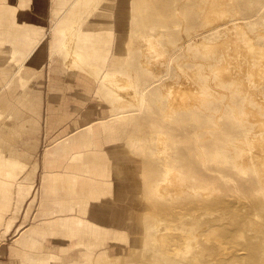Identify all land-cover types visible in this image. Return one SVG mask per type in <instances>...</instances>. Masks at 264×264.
I'll use <instances>...</instances> for the list:
<instances>
[{"label": "bare ground", "instance_id": "bare-ground-1", "mask_svg": "<svg viewBox=\"0 0 264 264\" xmlns=\"http://www.w3.org/2000/svg\"><path fill=\"white\" fill-rule=\"evenodd\" d=\"M45 1L0 0V208L9 203L18 166L38 143L34 136L37 112L28 111L23 115L27 103L19 96L24 91V97H28L27 91L36 92L40 85L46 57L47 32H43L42 19ZM130 1L131 8L138 7L141 15L129 20L125 44L128 49L119 58L122 63L113 67L108 58L114 30L98 29L101 27L100 11L111 9L108 0H53L51 30L54 37L50 48L54 54L61 52L58 66L63 73L69 74L70 89H75L77 95L82 94L84 86L89 92L95 89V100L103 94L109 95L117 114L126 106L140 110L141 93L150 92L160 82V61L174 66L173 75L162 80L165 126L176 123L180 112H188L191 108L201 110V102L207 94L230 103L239 131L219 142L196 143L199 152L212 147L213 166L193 164L190 159L195 154L192 152L180 150L179 155L172 157L164 130L157 131L152 138L155 158L162 160V179L153 177L150 186L162 200V215L170 217L163 208L177 210L176 207L192 203H201L204 211L186 218L182 213L177 219L166 222L162 219V227L159 220L150 221L151 225L148 223L141 228L146 236L143 240L134 236V221L141 217L138 213L130 212L123 219L121 210L104 202L94 205L97 213L92 215L91 209H87L91 200L102 201L98 196L103 197L100 193L104 189L122 188V178L126 177L113 181L115 173L107 171V161L103 160L105 165L92 162L94 159L89 161L99 154L91 151L92 141L82 133L78 146L69 142L63 144L62 158L54 165L63 171L50 173L42 179L36 217L43 224L31 227L15 239V249L11 251L14 260L17 264H119L120 261L136 264L144 262V254H147L150 263L161 259L160 264H264V44L255 42L264 38V24H260L264 20L258 22L261 16L251 12L254 7L250 6V0L243 3L248 10V24L240 17L231 16V0H193L186 4H174L176 0ZM179 9L184 12L197 10L203 24L201 29L206 34L198 38L174 35L171 30L178 26L174 19L182 17ZM197 52L203 57L194 56ZM132 59L137 60L141 70L153 76L152 81L138 86L137 71L129 65ZM167 66H162L164 73L168 71ZM215 72L217 77L213 79ZM128 73L134 76L128 77ZM202 73L206 80L199 79ZM98 80L101 89L97 91ZM228 82L239 86V94L243 95L240 106L249 115L241 116L239 106L230 102V93L225 89ZM102 88L107 89L106 93ZM253 100L255 106L250 105ZM93 108L92 103L88 109L92 111ZM70 112L73 111L64 110L63 120ZM115 119L110 115L109 125H115L111 124ZM131 147L136 150L135 144L129 145L132 151ZM80 150L86 151L77 152ZM226 152L232 154L228 156ZM46 157L47 154L44 165L49 168L54 161ZM230 158H235L234 165H227ZM118 166L120 169L116 173L122 164ZM232 189L245 196V203L233 197L235 203L229 201L231 198L227 196ZM35 198L36 195L31 202ZM238 205L242 213H236ZM150 210H144L149 220L152 218ZM95 218L98 222L115 223L120 243L125 239L124 231H130L133 236L126 238L125 246L142 247L143 259L124 253V256L117 253L113 257L110 248L114 245L104 247L109 232L91 222ZM124 225L128 229H121ZM161 231L184 239L182 247L154 250L151 241ZM211 233L223 240L219 246L210 241ZM81 237L83 244L77 241ZM98 238L100 241L96 242ZM92 243L100 250L94 263H91L93 253L88 251L83 253L84 261L70 260V253L77 254L81 250L79 247L86 249Z\"/></svg>", "mask_w": 264, "mask_h": 264}, {"label": "rangeland", "instance_id": "rangeland-1", "mask_svg": "<svg viewBox=\"0 0 264 264\" xmlns=\"http://www.w3.org/2000/svg\"><path fill=\"white\" fill-rule=\"evenodd\" d=\"M108 1L111 2V9L100 11L99 18L101 27L98 29L104 28L103 30H105L106 27L114 30V49L111 52V58H113L112 66L114 67L119 63H122L119 58L120 56L125 55L128 49L125 44L127 42V33L130 28L129 20H131L132 16L140 17L141 12L138 7L131 8L132 5H130V0H124L122 3L121 0ZM191 1L193 2V0H176L174 4H186ZM250 2V6L254 7L251 12H253L254 15L261 16L258 22L264 20V0H250ZM243 3L244 0H231L229 11L232 17H240L246 24H248V10H246ZM54 9L55 7L53 0H46L44 14L42 17L44 20L43 32H47L45 35L46 57L42 65L41 75L39 77L40 85L38 90H36V92L35 90L27 91L28 97L26 98L24 97V94H26L24 91L19 96V99H23L24 102L27 103L26 109H24L25 114L21 112L23 115H26L28 111L32 113L37 112L38 125L34 133L36 139L39 136L38 130L41 121L42 130L39 137L40 145L36 144V148L25 156L23 161L18 166L17 175L13 177L15 185L9 198V203L0 208V264H17L15 261L16 259L11 254L12 249H15V239L18 238L19 235L27 233L31 227L43 224V221H40L39 218L36 217L40 204L38 192L42 179L46 176L44 175L45 171L53 170L47 167L43 169V161L41 158L42 149L45 148L44 145L46 143L44 127V120L46 118L43 111L45 110L44 105L47 99V94H49V83L53 90V101L56 107L58 108L59 104H61L63 105L64 110L73 111L70 112V115L66 120H63L62 118L61 122L69 124L74 121L75 123H78L79 118L81 117V125L88 123L89 125L94 126L100 122V111L102 108H104L103 110H106V114L108 116L114 115V117H116V121L112 122V124H115L116 126H129V128L132 127V129L129 130L127 139L124 141L125 152L113 153L114 159L105 160L107 161L106 163H108L107 171H114L115 173V177L111 178V180L116 181L117 179H121L123 176L126 177L125 179L122 178L124 180L122 181V188L118 186L116 188L117 191L112 189H104L100 193L103 197L98 196L102 201H99L98 198L92 199L90 202L92 206H87V209H91L92 215H95L97 212L94 210V205L97 203L107 202V204L112 206V208L121 210L123 219L130 212L138 213L141 217L134 221V236L140 240L146 238L145 234L143 235L141 228L148 223V225H151L150 221L154 220L156 222L159 220L162 227V219L165 220L164 222H166L167 220H172L173 218L177 219L178 215H181L182 213V215L186 218L190 215H199L204 211L202 209L203 205L201 203H192L193 205L190 204V206L186 204L185 206L183 205L181 207H176L178 208L177 210L174 209L175 207L172 209L171 207L163 208L164 213L168 216L170 215V217L162 215V200L157 196L155 191L152 190V187L150 186V181H152L153 177L154 179H162V160L156 159L152 151L154 149L152 138L156 136V132L159 130H164L167 132L169 145L172 148L170 153L172 157L179 155L178 151L180 150L186 153L192 152L195 154V157L190 159L193 164L200 166V164L203 163L207 167H210L211 165L213 166V164H215V159L212 158V147H205L203 152H199L196 149V143H201L204 145L210 143L212 140H218L217 142H219L222 139L231 138L232 136H230V134H234L235 132L239 131L237 126L238 120H236L231 113L232 106L230 103L224 102L222 97L218 99L211 98L209 94H207V98L201 102V110L191 108L188 112H180L176 116L179 119L176 123H172L168 127L165 126L166 122L163 117V110L165 107L162 105V80L170 78L174 72V66L169 65L168 62L160 61V82L155 85L156 88L152 89L150 92L145 91L144 93H141L142 105L140 110L135 106H126L119 109V114H117V110L113 105V98L107 94H103L101 98L95 100V89L91 90L93 92H89L85 86L83 89H81L82 94L77 95L75 92L76 90L70 89L69 87V74L63 73L58 66V62L61 63L59 61L62 58L61 52L59 51L58 53L54 54L50 48L52 39L54 37L53 31L51 30ZM179 11L182 17L174 19L178 23V26L172 28L173 30H171L174 35L179 37L184 36L187 38H198L203 34H206V31L201 29L203 24L200 17L198 16L199 12L197 10L193 9L192 11L184 12L183 10L179 9ZM260 24H264V22H260ZM255 42L264 44V38L256 39ZM194 56L198 58L203 57L199 52L195 53ZM137 63L138 62L136 59H132L129 65H132L137 71L138 86L146 85L148 82L153 80V76L149 74V72L141 70ZM186 65L190 66L191 64L186 63ZM162 66H167L168 71L164 73V67L162 68ZM162 74L164 76L163 78ZM132 75L134 76V74L128 73V77H131ZM216 77L217 73L215 72L213 79ZM199 79L206 80L205 73L199 74ZM95 86L98 87L97 91L101 89L99 80ZM102 89L106 93L107 89ZM225 89H227V91L230 93V102L239 106V114L241 116L249 115L250 113L245 112L244 108L242 109L240 106L243 95L239 94V86L228 82V84L225 85ZM157 100L160 101L158 102ZM163 101H165V99H163ZM92 103L94 108L92 113H90L91 111H89L88 107L91 106ZM250 105L255 106V100L251 101ZM76 107H78V109L75 110ZM86 109H88V112H84ZM90 115L92 116L90 117ZM130 144H135L136 150H134V147H131V151L129 149ZM226 154L230 156L232 152H226ZM122 156H125L126 158L121 159L120 157ZM132 156L135 157V160ZM98 161V159L92 160V162ZM234 163L235 158H230L228 159L227 165H234ZM119 164H122V168L118 173H116V171L120 169L118 166ZM128 174H131L132 178H128ZM35 195V201L31 202ZM133 197L136 199L134 200ZM227 197L231 198L229 201L232 203H235V200L239 201L241 204L245 203L246 201L245 196L241 195L234 189L229 191ZM232 197L235 200H233ZM135 205H137V207ZM191 205L192 209H190ZM146 209H151V220L146 219V216L144 215V210ZM241 211L242 209L240 205H238L236 208V213H240ZM142 214L145 218L142 216ZM91 222L103 226L109 232L107 244L104 245V247L108 245H114L113 248H110V253L113 257H115L117 253H121L122 256H124V254H129L130 257L143 259L142 247L125 246L128 243L126 238L131 235L133 236L130 231H124L125 239H123V243H120L118 241L120 235L116 232L118 230L115 223L112 221L110 223L104 221L98 222L96 218ZM124 228L128 229L126 225L121 227V229ZM212 234L213 233L209 235L210 241L216 246H219L223 240L220 239L217 234ZM157 235L158 236H156V238L151 241V246L154 250L162 251L164 248L175 250L182 247V242L184 239L176 237L175 235H172V233L165 235L162 234L161 231ZM77 241H81L80 244H83V237ZM99 241L100 239L98 242ZM79 248H81V250L77 254L76 252L69 254L71 255L70 260L82 262L84 261L83 253L88 251L93 253V260L91 263H94V260L96 259V253H98L100 250L95 247L93 243L88 244V248L86 249L83 247ZM144 256V262L141 261L136 264H160L159 262H161V259H157V263L154 261L153 263H150L147 258L148 255L144 254ZM119 264L125 263L120 261Z\"/></svg>", "mask_w": 264, "mask_h": 264}, {"label": "crops", "instance_id": "crops-1", "mask_svg": "<svg viewBox=\"0 0 264 264\" xmlns=\"http://www.w3.org/2000/svg\"><path fill=\"white\" fill-rule=\"evenodd\" d=\"M115 37V34H114ZM114 43V40H113ZM114 45L112 44L110 55L108 58L111 60V63H113V58H111V52L114 49ZM108 64V63H105ZM52 84V82H51ZM45 110L44 116V127H45V140L46 143L44 145V149H42V167L45 168L44 165V159L45 155L47 154L46 158H49L50 160H53L54 163L50 169L45 171L44 175H48L53 172H62L61 169H58L54 167V165L62 158L63 151V144L64 143H71L73 146H78L80 139L78 138L80 134L84 133L86 134L92 141V146L90 147L91 151H95L99 155L96 157L89 158V161L92 159H98L99 161L97 163H100L101 161L105 160H112L114 159L113 153H123L124 150V141L127 139V135L129 134V126H116V125H109L110 122L107 121L108 115L106 114V110H103L102 108L100 122H98L96 125H89L88 123L81 125L82 118H79L78 123H75L72 121L69 124H66L64 122H61L63 118V105L59 104L58 108L56 107L54 101H53V90L51 88V85L49 83V94H47V99L44 105ZM88 109L84 112H88ZM92 113V111L90 112ZM92 115H90L91 117ZM56 118V119H55ZM112 124V123H111ZM96 127L97 129H94ZM93 128V132H92ZM42 130V121L39 126L38 130V138H37V145H40V135ZM70 139V140H68ZM85 152L86 150H80L77 152ZM40 157V156H39ZM38 157V159H39ZM126 158L125 156L120 157ZM119 158V159H120ZM37 159V160H38ZM88 161V162H89ZM102 162V164L105 165V162ZM108 164V163H106ZM100 238L96 239V242H98ZM84 240V238H83ZM84 243V242H83Z\"/></svg>", "mask_w": 264, "mask_h": 264}]
</instances>
